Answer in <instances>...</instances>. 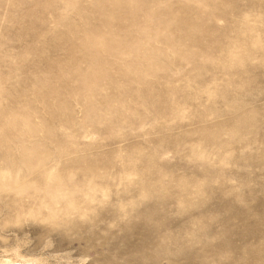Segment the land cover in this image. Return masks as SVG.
I'll use <instances>...</instances> for the list:
<instances>
[{"label": "rangeland", "instance_id": "374dc122", "mask_svg": "<svg viewBox=\"0 0 264 264\" xmlns=\"http://www.w3.org/2000/svg\"><path fill=\"white\" fill-rule=\"evenodd\" d=\"M264 264V0H0V264Z\"/></svg>", "mask_w": 264, "mask_h": 264}, {"label": "bare ground", "instance_id": "6f19581e", "mask_svg": "<svg viewBox=\"0 0 264 264\" xmlns=\"http://www.w3.org/2000/svg\"><path fill=\"white\" fill-rule=\"evenodd\" d=\"M10 264H20V263H18V262H15V263H10ZM22 264V263H21Z\"/></svg>", "mask_w": 264, "mask_h": 264}]
</instances>
